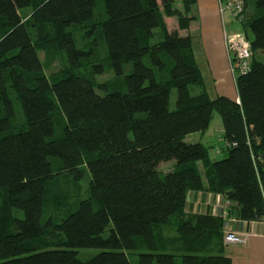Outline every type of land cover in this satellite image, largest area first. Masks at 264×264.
Instances as JSON below:
<instances>
[{
    "label": "trees",
    "instance_id": "trees-1",
    "mask_svg": "<svg viewBox=\"0 0 264 264\" xmlns=\"http://www.w3.org/2000/svg\"><path fill=\"white\" fill-rule=\"evenodd\" d=\"M244 1L239 27L253 55L250 70L235 76L236 102L209 96L191 37L178 31L188 28L192 0L181 9L174 0H102L105 19L96 14V0H0V264H177L178 258L230 264L210 252L212 243L223 242L225 220L185 216L183 208L189 191H211L229 200L228 220L264 222V60L254 56L264 50V0ZM26 8L33 9L31 24L21 17ZM164 15L174 17L178 29L167 30ZM71 28L105 45V60L92 65V73L112 70L123 90L99 92L88 77L73 73L94 52L76 45ZM48 49L67 61L52 80L39 56ZM124 63L131 70L122 78ZM11 95L22 110L19 128ZM56 107L65 121L54 138ZM213 112L223 126L218 160H210L201 143L185 141L208 128ZM165 162L173 168L159 173ZM83 163L88 195L58 220L43 222L56 166L78 182ZM165 223L175 224L182 254L168 251L175 241L164 236ZM49 230L58 235L54 244L47 243ZM81 248L99 252L81 260Z\"/></svg>",
    "mask_w": 264,
    "mask_h": 264
},
{
    "label": "crops",
    "instance_id": "crops-1",
    "mask_svg": "<svg viewBox=\"0 0 264 264\" xmlns=\"http://www.w3.org/2000/svg\"><path fill=\"white\" fill-rule=\"evenodd\" d=\"M184 0H174L175 6L182 8ZM190 12L191 17L187 29L179 30L176 19L172 16H163L167 30L178 29L181 35L189 34L191 37V48L197 68L201 74L202 71L210 76V79L216 81L215 94L208 92L207 84L203 81L204 89L210 97L226 96L231 100L238 102L239 97L235 87L233 76L230 72L229 56L224 46L223 20L219 12V0H192ZM226 27L230 30H239V24L230 19L226 21ZM258 51V50H257ZM255 56V52H254ZM203 69V70H202ZM216 79V80H215ZM199 89L194 88V92ZM214 90V85H212ZM223 145V143H222ZM220 149H216L219 153ZM198 170L203 175L205 166L202 161ZM198 162L196 164H198ZM226 201H229L219 193L211 191H189L186 196L183 213L185 216L199 214H211L221 216L224 220L223 234L225 229H230L244 235V242L240 243H212L210 252L221 254L230 260V264H264V222L261 220H240L231 219L228 221L224 215L226 210ZM165 223L163 226H166ZM175 226V224H172ZM163 230V229H162ZM164 234V232H163ZM175 243H171V241ZM168 242L172 247H167L168 251L174 254H182L180 248L178 233L175 228V235ZM176 245V246H175ZM179 246V247H178ZM179 259V258H178Z\"/></svg>",
    "mask_w": 264,
    "mask_h": 264
},
{
    "label": "rangeland",
    "instance_id": "rangeland-1",
    "mask_svg": "<svg viewBox=\"0 0 264 264\" xmlns=\"http://www.w3.org/2000/svg\"><path fill=\"white\" fill-rule=\"evenodd\" d=\"M32 12H33L32 8H26L20 12L21 17L24 20H26L28 24L34 22L32 21L31 18ZM96 14L101 19L106 18L104 4L102 0H96ZM72 29H74V31ZM30 30L32 32L33 37H35L37 34V30L33 27H31ZM71 31L74 32L72 33L74 36L73 38L78 47H85V49L92 47L94 52L93 55L89 56V58L84 61L81 67L74 69L73 73L88 77L95 85L96 90L99 92H104L103 90H106L107 88L108 89L120 88L123 90L122 79L115 77L114 72L112 70L102 74L92 73V65L102 63L105 60L106 57L105 45L101 42H97L96 44H93L92 39L90 40L89 38H85L84 36H82V33L78 28H71ZM153 31L155 33V40H157V38H161L159 36V32H160L159 28H155ZM248 36L251 38L250 33H248ZM39 56L42 62L43 73L49 80L58 78L64 71H66L67 61H66V56L63 52L55 51L53 49H48V50L40 51ZM255 58H257L258 60H264V50L256 51ZM130 70H131V64L124 63L122 78ZM202 80H205L206 84L208 83L207 84L208 92L215 94L216 93L215 91H217V89L215 88L216 81L214 82L212 78L210 79V76H207L204 71H202ZM212 85H214V90H212ZM51 96L54 99L53 95ZM11 97L14 98L13 95H11ZM175 98H176L175 90H172L169 98L170 109L174 108ZM13 100H14L13 102H14L15 116L12 121L15 125V128H19L22 126V122H23L22 110L19 101L16 100L15 98ZM53 120L55 123L54 138H56L61 135L62 126L65 121L59 107H56V110L53 113ZM222 132H223L222 118L219 113L213 112V115L209 121L208 128L204 132L201 133L196 132L187 135L185 137V141L191 143L194 142L201 143L207 149L208 158L210 160H218L224 157L223 151L216 153V149L218 148L220 149L222 147V141H221ZM197 165L200 168L199 162ZM81 166L82 168H84V176L78 182H75L70 177V175H68V173L64 171L62 168H60L58 165L56 166V169L58 170L57 174L53 178V180L48 182L47 185V191L44 202L43 222L46 223L47 221L53 222L55 220H58L61 216H63L67 212L68 208H70L73 204H75V202L79 198H85L88 195L89 185H90V175L86 168V164L83 163ZM173 166H174L173 162L161 163L158 166V172L163 173L173 168ZM161 228L163 229L162 232H164V236L168 240L174 237L175 228L172 224H166V226L162 225ZM46 240L48 244L49 243L54 244L58 240V235L54 233L52 230H49L46 236ZM98 252H99L98 249L81 248V249H77V256L81 260H86L90 256L97 254ZM131 259L134 262L135 256H132ZM177 264H182L179 259Z\"/></svg>",
    "mask_w": 264,
    "mask_h": 264
},
{
    "label": "built area",
    "instance_id": "built-area-1",
    "mask_svg": "<svg viewBox=\"0 0 264 264\" xmlns=\"http://www.w3.org/2000/svg\"><path fill=\"white\" fill-rule=\"evenodd\" d=\"M219 12L223 20L224 46L229 56V68L233 79L236 75L245 74L250 70L253 51L247 35L242 30H230L226 27V21L231 20L239 24L244 16V0H219ZM225 145H228L227 143ZM229 204V201H226ZM226 216V211L223 212ZM229 221V220H228ZM224 243L244 242V235L230 229H225Z\"/></svg>",
    "mask_w": 264,
    "mask_h": 264
},
{
    "label": "water",
    "instance_id": "water-1",
    "mask_svg": "<svg viewBox=\"0 0 264 264\" xmlns=\"http://www.w3.org/2000/svg\"><path fill=\"white\" fill-rule=\"evenodd\" d=\"M230 193V192H227V194Z\"/></svg>",
    "mask_w": 264,
    "mask_h": 264
}]
</instances>
